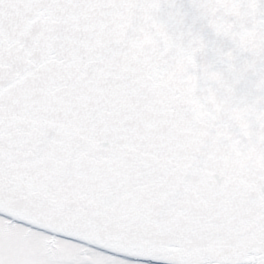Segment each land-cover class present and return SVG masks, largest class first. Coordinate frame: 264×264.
Here are the masks:
<instances>
[{
  "label": "snow or ice",
  "instance_id": "obj_1",
  "mask_svg": "<svg viewBox=\"0 0 264 264\" xmlns=\"http://www.w3.org/2000/svg\"><path fill=\"white\" fill-rule=\"evenodd\" d=\"M0 264H264V0H0Z\"/></svg>",
  "mask_w": 264,
  "mask_h": 264
}]
</instances>
